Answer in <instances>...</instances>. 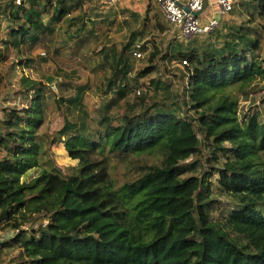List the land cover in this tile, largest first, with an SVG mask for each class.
<instances>
[{
  "label": "trees",
  "instance_id": "obj_1",
  "mask_svg": "<svg viewBox=\"0 0 264 264\" xmlns=\"http://www.w3.org/2000/svg\"><path fill=\"white\" fill-rule=\"evenodd\" d=\"M156 4L0 1V62L25 47L58 56L93 44L95 70H108L94 127L76 114L86 85L61 73L55 92L75 94L56 99L66 115L54 134L40 133L52 92L41 81L23 76L15 94L29 102L1 110L0 264H264V116L240 122L236 97L264 79V0H235L217 28L188 39L169 34ZM139 43L146 65L134 72ZM182 61L165 99L143 94L141 79ZM130 92L123 113L108 115ZM55 144L77 162L70 173L56 167ZM202 145L214 184L186 177L198 162L181 164ZM154 154L159 162L137 165L122 185L111 177L115 162Z\"/></svg>",
  "mask_w": 264,
  "mask_h": 264
},
{
  "label": "rangeland",
  "instance_id": "obj_2",
  "mask_svg": "<svg viewBox=\"0 0 264 264\" xmlns=\"http://www.w3.org/2000/svg\"><path fill=\"white\" fill-rule=\"evenodd\" d=\"M156 9L160 12L157 4ZM171 31L172 30L169 31L170 35L175 32ZM114 36H116V34H114ZM94 45L96 46V44ZM93 48V44L88 45L80 53H75L72 51V48H66L60 50L58 56L54 54L51 48L47 51L44 48L31 49L25 47L18 50L17 53L10 51L7 55V60L5 62H0V119L2 117L1 110L3 108L13 106L19 109L25 108L30 98L25 99L24 96L15 93L19 88L20 79L23 76L28 77L33 80L41 81L46 87L52 90V92L46 93L44 111L45 119L40 128V133L42 135L54 134L55 131L61 128L66 115V112L63 109L60 111L58 108L56 99L63 98L66 100L75 94L74 90L67 91L63 94L60 93V91H57L58 89L55 92L56 82H59L60 80L54 75L56 73H61L68 75L71 80L75 81V83L82 82L86 85L87 89L82 95L81 108L76 114H83V116L86 115L88 123L94 127L96 118H98V115L100 116L99 111L106 102V98L101 92L104 88L103 83L106 80L108 70H95L97 60L91 52ZM145 65L146 61L144 59L139 61L136 60L134 72L143 68ZM162 66L160 73H152V75L141 79L139 83L141 85L140 90L143 91V94H147L148 96H153L154 94L155 100L158 101L165 99L169 91L171 92L177 87L176 79L173 75L174 70H176V68L183 69L182 65L180 66L179 64L167 63L166 67H164V65ZM133 74L134 73L131 75ZM49 77L52 78V81L47 83L46 80ZM156 84L158 88H156ZM164 84L169 85L168 89H165V91H163ZM252 85L249 94L242 96L239 93H236V97L238 98L237 117L240 122H243L247 115L255 112H259L264 116V79L258 78ZM108 96H111V94ZM133 98L134 95L130 92L125 99L115 102V104H111V107L107 109L108 115L118 116L123 113L125 102L132 101ZM201 147V153L199 155L181 164L190 165L193 162H198L200 164L199 169L195 172L188 173L186 177L194 176L201 178L203 175V178H206L209 182L214 184L213 182L216 175H209L211 172L210 166H212V163H208V160L210 159L209 149L205 147V145H202ZM50 152L53 154L54 163L56 167L60 169L61 173H70L68 168L77 166V162L68 157L63 144H55L51 146ZM2 157L3 153L0 151V159ZM159 159L160 155L154 154L153 156L148 155L137 159L134 158V162L128 165L115 162L113 164L114 169L111 171V177L117 185H122L134 175V168L137 165L156 164L159 162ZM38 174L39 170L32 169L28 171L21 180L30 181ZM211 198H213L212 195ZM7 237L8 235H6V238ZM234 239L239 242L238 238L234 237ZM14 255H16L15 251L9 253L7 255L8 258L5 259V261H8Z\"/></svg>",
  "mask_w": 264,
  "mask_h": 264
},
{
  "label": "built area",
  "instance_id": "obj_3",
  "mask_svg": "<svg viewBox=\"0 0 264 264\" xmlns=\"http://www.w3.org/2000/svg\"><path fill=\"white\" fill-rule=\"evenodd\" d=\"M176 2L182 3L190 12L198 13V16L185 14ZM233 3V0H214L215 14L208 19L206 24L201 25L200 16L205 11V0H157L166 23L172 31L178 32V37L182 39L213 31L219 26L220 20L232 10ZM108 4L113 6L116 0H108ZM141 45L139 43L134 47L132 55L136 60L144 57V54L140 52ZM185 64L186 62L182 61V66Z\"/></svg>",
  "mask_w": 264,
  "mask_h": 264
},
{
  "label": "crops",
  "instance_id": "obj_4",
  "mask_svg": "<svg viewBox=\"0 0 264 264\" xmlns=\"http://www.w3.org/2000/svg\"><path fill=\"white\" fill-rule=\"evenodd\" d=\"M233 1L235 2V0H233ZM122 2L123 3H129V0H122ZM213 3H214V0H205V11L200 16L201 25L206 24V22L208 21V19L215 14V7H214ZM143 6H145V4H141V3L138 4V7L141 10H142ZM157 6H158V4H157ZM135 7H137V6H135ZM160 12H161V10H160ZM106 35H107V37H111V38H114L115 37L114 34H113V32L112 33H108ZM91 52H93V50H91ZM96 60H97V64H96V67H97V65H98L99 62H98V59H96Z\"/></svg>",
  "mask_w": 264,
  "mask_h": 264
},
{
  "label": "water",
  "instance_id": "obj_5",
  "mask_svg": "<svg viewBox=\"0 0 264 264\" xmlns=\"http://www.w3.org/2000/svg\"><path fill=\"white\" fill-rule=\"evenodd\" d=\"M0 1H4V0H0ZM176 4L178 5V7H180L182 9V11L185 14H191L194 17L198 16V13H196V12H190L189 9L186 6H184L182 3L176 2ZM51 81H52V78H50V77L47 78V80H46L47 83H50Z\"/></svg>",
  "mask_w": 264,
  "mask_h": 264
}]
</instances>
